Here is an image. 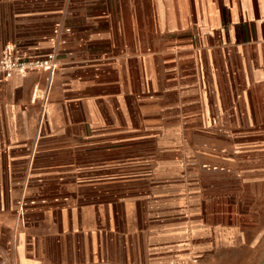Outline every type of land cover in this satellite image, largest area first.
Masks as SVG:
<instances>
[{
	"label": "crops",
	"instance_id": "crops-1",
	"mask_svg": "<svg viewBox=\"0 0 264 264\" xmlns=\"http://www.w3.org/2000/svg\"><path fill=\"white\" fill-rule=\"evenodd\" d=\"M4 48L58 67L0 83V264L264 257V0H0Z\"/></svg>",
	"mask_w": 264,
	"mask_h": 264
},
{
	"label": "rangeland",
	"instance_id": "rangeland-1",
	"mask_svg": "<svg viewBox=\"0 0 264 264\" xmlns=\"http://www.w3.org/2000/svg\"><path fill=\"white\" fill-rule=\"evenodd\" d=\"M143 50L144 49H142L139 46H137L136 54H140L141 52H143ZM48 54H52L53 55L51 61L47 65H45V66H43L41 68H37V69H48L50 71V77H49V85H50V79H51L52 73H54L56 67H58L56 65V61H55V54L53 53V51H48L47 53H45L44 56L36 57L34 59L42 60L43 58L47 57ZM29 59H32V58H29ZM36 94H38V92L35 91V93L33 95H36ZM262 164H263V168L261 166H256L254 168H256V169H264V162H262ZM249 168H250V166H249ZM258 171H260V170H258ZM240 197H241L240 198V210H241L242 214H249V212L251 211L250 209L254 206L253 204H254L255 200L256 199L260 200V195L257 196V195H252L250 193L242 194V195H240ZM261 199H264V195L262 196ZM260 204L264 207V201H262V203H260ZM260 204H258V205H260ZM263 219H264V214H263ZM250 221L251 220L248 219V223H250ZM263 222H264V220H263ZM237 253H238L236 255L237 257L234 256V257H231V258H222L220 264H264V257H262V258L253 257L252 256L253 251H251L250 249H247V248L246 249H241Z\"/></svg>",
	"mask_w": 264,
	"mask_h": 264
},
{
	"label": "built area",
	"instance_id": "built-area-1",
	"mask_svg": "<svg viewBox=\"0 0 264 264\" xmlns=\"http://www.w3.org/2000/svg\"><path fill=\"white\" fill-rule=\"evenodd\" d=\"M52 57V54H48L42 60L22 58L16 55L11 49L4 48L0 56V83L3 79L10 78L15 72L25 73L30 69H37L47 65ZM182 264H198V262L194 258Z\"/></svg>",
	"mask_w": 264,
	"mask_h": 264
}]
</instances>
